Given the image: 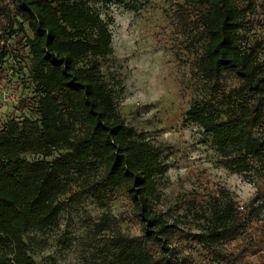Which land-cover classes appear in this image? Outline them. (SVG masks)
<instances>
[{"label":"trees","instance_id":"trees-1","mask_svg":"<svg viewBox=\"0 0 264 264\" xmlns=\"http://www.w3.org/2000/svg\"><path fill=\"white\" fill-rule=\"evenodd\" d=\"M110 1L0 0V84L6 60L25 61L31 92L19 107L32 116L0 125V264H35L25 237L52 226L64 199L117 194L138 234L122 232L109 214L92 220L101 264H254L249 258L264 254V221L243 216L232 200L215 198L197 214L195 232L156 211L166 166L118 114L102 72L112 37L89 3ZM258 1L178 0L175 21L202 42L194 69L209 92L187 122L210 136L229 170L262 178L264 62L242 42L250 17L264 16ZM178 237L205 254H183L173 246Z\"/></svg>","mask_w":264,"mask_h":264},{"label":"rangeland","instance_id":"rangeland-1","mask_svg":"<svg viewBox=\"0 0 264 264\" xmlns=\"http://www.w3.org/2000/svg\"><path fill=\"white\" fill-rule=\"evenodd\" d=\"M178 5V0L89 3L109 24L112 54L101 61V67L114 91L116 110L155 147L166 166V173L156 179V211L168 221L178 220L185 231L195 232L197 214L219 198L232 200L243 216L264 221V177L229 170L210 136L199 125L187 122L191 105L208 100L209 92L194 69L202 42L177 25ZM250 21L242 42L255 48L264 62V16L257 13ZM25 63L10 58L4 64L0 125L12 118H32L29 110L19 107V100L31 92ZM123 203L120 194L112 199H64L52 226L25 237L35 264H101L102 235H97L94 223L99 224L105 214L113 216L125 234H138L137 225L121 216ZM173 246L196 261L199 254H205L195 243L179 237ZM249 260L259 264L264 254Z\"/></svg>","mask_w":264,"mask_h":264}]
</instances>
